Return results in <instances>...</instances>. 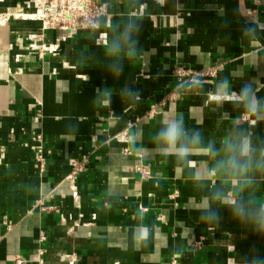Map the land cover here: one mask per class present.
<instances>
[{"label":"crops","instance_id":"1","mask_svg":"<svg viewBox=\"0 0 264 264\" xmlns=\"http://www.w3.org/2000/svg\"><path fill=\"white\" fill-rule=\"evenodd\" d=\"M24 1L0 0V15H29ZM101 1L99 28L78 32L54 55L39 57L28 47L27 37L41 34L38 22L21 17L0 25V264H245L251 245L264 250V236L219 204L218 222L200 218L212 191L231 195L235 180L209 177L215 160L206 153L186 167L160 156L152 136L162 117L183 113L205 142L219 146L239 127L264 142V116L253 122L241 107L210 98L228 79L237 92L254 80L264 100V0ZM133 20L138 43L121 40L123 72H113L111 43ZM43 39L53 43L55 34L43 32ZM174 65L216 75L202 88L179 86ZM105 84L108 107L96 99ZM125 86L139 89L141 99L123 97ZM125 130L127 157L114 139ZM33 134L43 139V171ZM82 157L87 166L75 195L66 178ZM254 176L248 191L264 200V173ZM141 225L154 231L146 247L134 241Z\"/></svg>","mask_w":264,"mask_h":264},{"label":"clouds","instance_id":"2","mask_svg":"<svg viewBox=\"0 0 264 264\" xmlns=\"http://www.w3.org/2000/svg\"><path fill=\"white\" fill-rule=\"evenodd\" d=\"M139 26L136 22L130 21L125 25L120 37L114 40L110 46V53L114 57L110 68L113 72H123L119 63L121 52V40L129 47L138 43L134 39ZM248 33H254L255 28L248 26ZM205 81L201 77H194L188 81L181 82L189 88H202ZM121 95L132 101L141 99L139 89L125 86ZM211 101L217 104L231 103L235 107H241L253 122L264 116V100L257 95L255 81L245 82L239 89L234 91L228 79H223L216 86L214 92L210 93ZM96 99L104 107H108L112 101L111 90L105 86L98 91ZM152 143L158 149L162 157H174L178 163L185 167L191 163V157L199 153H206L215 160L209 177L214 172L235 180V191L229 195L223 188L212 191L207 203L200 209L201 220L205 223L218 222L221 219L220 213L213 209V204H219L231 210L233 218L238 223H244L257 235L264 236V200H260L255 193L248 191L254 187L257 172L264 173V142H254L253 133L249 128L239 127L235 129L226 140L217 146L213 139L205 142V139L198 129L192 130L186 126L183 113L162 117L160 126L152 136ZM247 197L245 198V193ZM134 241L139 240L141 246L146 247L154 238V231L150 226L141 225L137 237L133 233ZM245 264H264V250L255 244L251 245L248 253L245 254Z\"/></svg>","mask_w":264,"mask_h":264},{"label":"built area","instance_id":"3","mask_svg":"<svg viewBox=\"0 0 264 264\" xmlns=\"http://www.w3.org/2000/svg\"><path fill=\"white\" fill-rule=\"evenodd\" d=\"M23 9L31 13L26 16L15 15L11 11L0 15V25L8 23L10 19H20L35 21L40 24L41 34L29 35L28 47L30 50L38 52L39 57L44 55H54L59 51L61 44L72 40L80 31L97 30L102 17L106 15V5L101 0H25L22 5ZM51 31L55 34L53 43H48L43 39V32ZM172 75L179 86H183L181 82L188 81L194 77H201L203 79H212L216 75V69H207L205 71H195L181 65H174ZM176 100V96L171 97V101ZM155 111L152 109L149 117L154 116ZM244 122H249L248 117L244 115L241 118ZM114 139L125 145L123 148V155L130 156L131 152L128 149L127 130L114 136ZM32 141L37 144L36 148V163L40 170H44L45 159L42 146V137L40 135H32ZM87 166V158L82 157L78 161L71 163V171L66 180L76 195V180L85 171ZM136 172L141 175L143 179L148 177L147 169L138 165ZM77 197V196H75ZM177 197V193L170 196L171 199ZM44 235L40 236V242L44 241ZM41 254V252H40ZM21 264L20 261H17ZM41 263V261H40Z\"/></svg>","mask_w":264,"mask_h":264}]
</instances>
